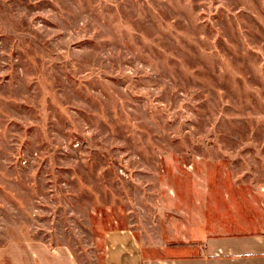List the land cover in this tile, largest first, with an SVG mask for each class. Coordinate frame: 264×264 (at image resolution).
Masks as SVG:
<instances>
[{
  "label": "rangeland",
  "instance_id": "374dc122",
  "mask_svg": "<svg viewBox=\"0 0 264 264\" xmlns=\"http://www.w3.org/2000/svg\"><path fill=\"white\" fill-rule=\"evenodd\" d=\"M202 215L264 222V0H0V243Z\"/></svg>",
  "mask_w": 264,
  "mask_h": 264
},
{
  "label": "crops",
  "instance_id": "0c3cea01",
  "mask_svg": "<svg viewBox=\"0 0 264 264\" xmlns=\"http://www.w3.org/2000/svg\"><path fill=\"white\" fill-rule=\"evenodd\" d=\"M246 220L241 224L240 216L202 215L199 235L188 236L172 248L142 244L130 228L113 229L102 237L100 264H264V222ZM0 264L82 262L65 246L23 237L0 243Z\"/></svg>",
  "mask_w": 264,
  "mask_h": 264
}]
</instances>
